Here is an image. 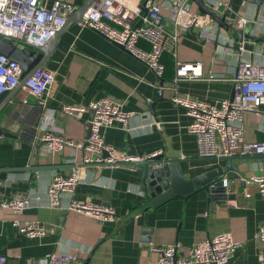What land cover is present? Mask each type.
<instances>
[{
	"label": "crops",
	"instance_id": "crops-1",
	"mask_svg": "<svg viewBox=\"0 0 264 264\" xmlns=\"http://www.w3.org/2000/svg\"><path fill=\"white\" fill-rule=\"evenodd\" d=\"M56 1L72 5L75 11L43 58V67L55 75L49 107L42 108L21 87L5 94L0 104L11 113L4 130L16 135L0 137V201L17 192L26 193L32 201L19 216L0 207V264H23L56 252L77 255L73 264H159L151 246L180 243L182 252L188 253L198 243L221 233H230L235 241L243 243L229 264H260L264 242L257 234L264 223V197L247 180L264 175V158L236 156L234 163L241 178L234 177V171L226 174L224 185L229 198L214 200L211 193L200 189L157 206L151 205L152 199L142 186V169L129 164L83 166L82 182L74 195H64L63 201L90 199L110 206L120 218L109 222L49 206L47 189L53 177L70 174L74 165L69 160L74 155L79 160L81 154L66 148L62 153L47 155L43 145L39 150L35 146L42 142L49 125L75 143L84 144L88 123L64 113L63 106L112 99L132 114L125 128L118 122L103 131L117 151L134 158L162 155L181 160V168L190 179L225 167L227 162L222 157H200L198 137L188 131L192 117L172 99L190 97L219 105L234 93L231 78L239 63L249 60L264 64V42L250 38L241 41L232 26L238 12H245L251 20L263 14L264 3L258 9L244 0H221L231 3L232 10L218 12L227 14L232 31L219 27V41L213 43L194 31L176 28L167 19V29L178 31L180 41L177 58L166 53L173 63H168L164 78H159L124 48L78 25L79 10L89 0H48L46 6L50 8ZM144 1L132 3L142 5ZM187 9L197 12L198 6L191 0ZM164 14L169 16L167 11ZM254 27H248L249 35ZM256 37L264 39V32ZM139 46L150 50L146 41L141 40ZM177 61L202 63L203 78L174 83ZM162 87L161 95L158 90ZM244 126L246 141L264 142V113L245 114ZM14 219L40 222L47 227V234L41 238L22 235L12 225Z\"/></svg>",
	"mask_w": 264,
	"mask_h": 264
},
{
	"label": "built area",
	"instance_id": "built-area-1",
	"mask_svg": "<svg viewBox=\"0 0 264 264\" xmlns=\"http://www.w3.org/2000/svg\"><path fill=\"white\" fill-rule=\"evenodd\" d=\"M47 1L0 0V37L22 41L33 48L45 46L56 33L64 29L67 17L75 11V7L62 1H56L48 8ZM189 1L191 0H145L147 12L144 13L141 4L132 3V0H96L84 12L78 25L95 30L124 47L131 55L145 63L157 77L162 78L165 67L161 58L164 53H170L177 58L180 41L178 31L170 32L167 29V19L180 30L196 32L207 43L219 41L218 23L209 15L187 9ZM206 3L216 12L232 10L231 3L227 1L206 0ZM164 11H167L169 16H165ZM252 24L255 27L251 29V35L259 36L264 32V13L251 20L245 12H238L232 26L235 30H245ZM141 40L150 45V50L139 46ZM176 68L174 83L181 80H200L204 76L202 63L177 61ZM22 76L21 66L0 54V95L21 87L36 99L38 105L47 109L55 83L54 73L41 67L24 80ZM231 81L234 83L233 98L222 100L219 105L190 97L175 96L172 99L192 117L188 131L198 137L199 155L202 158L264 155V142L246 141L244 126L245 114L264 113V64L242 61ZM158 91L162 95L164 87ZM62 109L67 115L91 124V134L85 147V143L77 144L63 134L55 132L53 126L49 125L41 139L44 154L62 153L66 148H71L74 154L81 155L79 160L76 155L69 160V163L74 165L70 174L58 173L53 177L47 189L48 204L51 208H63L92 219L116 222L120 215L110 206L95 203L90 199L80 201L72 198L64 203L63 196L74 195L84 178L83 166L116 167L145 160L117 151L106 141L103 132L118 122L125 128L132 114L123 110L122 103L112 99L93 101L88 105H67ZM87 114L90 117L86 119ZM247 184L257 186L260 195L264 197V175L250 177ZM31 204L30 196L22 192L0 201L2 209L17 216L29 209ZM12 225L20 234L30 238H41L47 234V227L40 222L14 219ZM257 236L264 242V223ZM242 247L243 243L235 241L230 233H221L198 243L188 253L182 252L180 243L153 245L150 250L157 255L159 264H229ZM77 260L75 254L56 252L23 264H73ZM260 264H264V257Z\"/></svg>",
	"mask_w": 264,
	"mask_h": 264
},
{
	"label": "water",
	"instance_id": "water-1",
	"mask_svg": "<svg viewBox=\"0 0 264 264\" xmlns=\"http://www.w3.org/2000/svg\"><path fill=\"white\" fill-rule=\"evenodd\" d=\"M96 0H89L84 7L79 10V15L82 16L89 6ZM198 6L199 14H206L211 16L221 27L227 32L232 31V27L227 22V14L223 13L222 16L219 12L213 11L206 3V0H192ZM250 4H254L258 9L264 3V0H244ZM142 11L147 12L145 3L141 5ZM80 19V20H81ZM69 17H67V22ZM79 20V21H80ZM67 25V23H66ZM66 27V26H65ZM64 27V28H65ZM63 30V29H62ZM61 30V31H62ZM59 33V32H58ZM56 33V35L58 34ZM250 28L247 30H237L236 34L242 41L244 38H250L258 42H264V39L256 36L249 35ZM56 35L48 41V43L39 48H33L22 41H11L3 37H0V54L6 56L10 62L18 63L22 70V79L29 77L33 71L43 67L46 62L43 58L47 56L52 50L55 42ZM198 37H200L197 34ZM118 45V44H117ZM120 46V45H119ZM122 47V46H120ZM124 48V47H122ZM8 93V92H7ZM7 93L0 95V104L3 96ZM233 98V95L232 97ZM6 111V112H5ZM11 118V113L7 111L6 107L0 108V137H16V135L4 130L6 121ZM91 134V124L88 123L87 137L84 146L88 145V138ZM43 142L36 145V149L39 150ZM258 158H264V155L256 156ZM249 158V157H242ZM238 157H222L221 160L226 161L225 167H219L203 175H199L193 178H188L181 168V160L166 159L162 155H155L142 161L129 162V165L142 169V186L152 199L151 205L157 206L173 197L184 196L204 189L211 193L214 200H221L229 198L226 194L227 188L224 185L225 176L228 171H234V177L240 179L241 176L237 173L238 168L234 163Z\"/></svg>",
	"mask_w": 264,
	"mask_h": 264
},
{
	"label": "trees",
	"instance_id": "trees-1",
	"mask_svg": "<svg viewBox=\"0 0 264 264\" xmlns=\"http://www.w3.org/2000/svg\"><path fill=\"white\" fill-rule=\"evenodd\" d=\"M172 60H173L172 56L168 55L166 53H164L162 58H161V62L165 68L168 67V63H173ZM165 72H166V70L164 71V74H165ZM164 74H163L162 78H164Z\"/></svg>",
	"mask_w": 264,
	"mask_h": 264
}]
</instances>
